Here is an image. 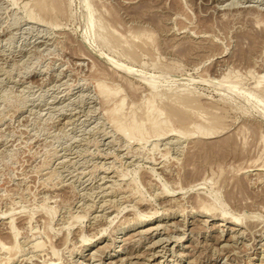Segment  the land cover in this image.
Returning <instances> with one entry per match:
<instances>
[{
  "label": "rangeland",
  "instance_id": "374dc122",
  "mask_svg": "<svg viewBox=\"0 0 264 264\" xmlns=\"http://www.w3.org/2000/svg\"><path fill=\"white\" fill-rule=\"evenodd\" d=\"M61 2L55 18L34 0H0V249L12 243L10 222L17 230L0 264H264V175L243 172L264 164V112L243 98L264 65V0ZM225 74L234 91L212 84ZM185 92L204 107L182 102ZM167 102L190 123L175 122ZM211 115L233 140L204 160L195 124ZM116 125L141 134L121 136ZM197 169L206 181L175 194ZM200 200L210 215L196 210ZM147 211L158 217L119 233ZM157 223L146 239L130 236Z\"/></svg>",
  "mask_w": 264,
  "mask_h": 264
},
{
  "label": "bare ground",
  "instance_id": "6f19581e",
  "mask_svg": "<svg viewBox=\"0 0 264 264\" xmlns=\"http://www.w3.org/2000/svg\"><path fill=\"white\" fill-rule=\"evenodd\" d=\"M33 2V1H32ZM62 2H61V0H34V5H35V7L37 8V11H39L38 13H43V14H46V15H50V16H53V17H58V16H61L62 14H63V10H65V9H63V5L61 4ZM34 7V6H33ZM46 8H47V10H46ZM30 9V8H29ZM32 9V8H31ZM34 13V12H33ZM37 13V14H38ZM92 14V13H91ZM90 14V15H91ZM89 15V16H90ZM28 16L29 17H31V15L30 14H28ZM40 16V15H39ZM62 16H64V15H62ZM41 17V16H40ZM54 18V19H55ZM63 18V17H62ZM40 19V18H39ZM30 20V19H29ZM34 20V19H33ZM52 21V20H51ZM56 24H57V22H56ZM59 24V23H58ZM256 35V34H255ZM251 37V36H250ZM258 38V37H257ZM254 39H256V38H254ZM253 39V40H254ZM115 40H117L116 38H115ZM252 40V39H251ZM114 42V41H113ZM117 42V41H116ZM257 42V41H256ZM254 43H255V40L253 41V44H252V49H253V47H254ZM116 44H119V42L118 43H115V45ZM200 44V43H199ZM249 44H251V43H249ZM119 46V45H118ZM201 46V45H200ZM122 47V46H121ZM250 47V46H249ZM123 49H124V51L123 52H125V53H127V51H130V50H128V48H127V50L123 47ZM205 49V48H204ZM126 50V51H125ZM251 50V49H250ZM199 52V51H198ZM129 53V52H128ZM133 53V52H132ZM197 54V53H196ZM198 55V54H197ZM196 55V56H197ZM189 56V55H188ZM105 58V57H104ZM243 58H245V57H243ZM95 59V58H94ZM106 59V58H105ZM107 59H108V57H107ZM109 60V59H108ZM107 60V61H108ZM111 60V59H110ZM99 62V61H98ZM110 62H112V60L110 61ZM113 63V62H112ZM108 66V65H107ZM112 66V65H111ZM109 67V66H108ZM113 69V68H112ZM124 70H126L127 72H129V73H132V74H134V75H138L139 76V74H138V71L137 70H130V69H128V68H123ZM260 73H257V75H255V82H254V84H255V88H254V90H253V92H250V93H248V92H245L244 93V97L243 98H245L244 100H246L247 101V103H249L252 107H254V108H256L257 110L259 109V111H261V112H264V102L262 101L263 99L261 98L260 99V97L259 96H257V94L256 93H263V97H264V65H261V67H260V69L258 70ZM249 72L250 73H253V74H255L254 73V70H249ZM230 73V72H229ZM198 74V73H197ZM202 74V73H201ZM201 74H199V75H201ZM203 75V74H202ZM201 75V76H202ZM206 75V74H205ZM232 75V74H231ZM172 76V75H171ZM174 76V75H173ZM230 76V75H229ZM254 76V75H253ZM197 77V76H196ZM203 77V76H202ZM206 77V76H205ZM204 77V78H205ZM227 74H225L222 78H220V79H218V80H214L215 81V83H212L214 86H217V85H219V86H222V88L223 89H225V88H227L228 87V89H229V91L230 90H233L234 91V88L232 87L233 86V83H235V82H231V81H229V80H227ZM232 77V76H231ZM203 78V80H206V79H204ZM206 78H208V76L206 77ZM218 78V77H217ZM216 78V79H217ZM201 79V78H200ZM199 79V80H200ZM211 79V78H210ZM214 79V78H213ZM232 79V78H231ZM263 79V80H262ZM197 80L198 79H196V82H197ZM208 80V79H207ZM201 81H202V79H201ZM149 82V81H148ZM207 82V81H206ZM212 82V81H211ZM100 83V82H99ZM155 83V82H154ZM187 83V82H186ZM183 83V84H180L181 85V87L183 86V87H185L186 88V90L188 91V93H189V90H191V89H193V88H191V87H189L190 85L187 83ZM209 83V82H208ZM102 83H100V85H101ZM211 84V85H212ZM177 85V84H176ZM175 85V86H176ZM99 85L97 84V87H98ZM154 86V84H152L151 83V81H150V83H149V88H152ZM173 86V85H172ZM171 86V87H172ZM218 86V87H219ZM225 88H224V87ZM170 87V88H171ZM174 87V86H173ZM172 87V88H173ZM258 87V88H257ZM135 88V87H134ZM135 90V89H134ZM175 91V90H174ZM186 91V92H187ZM226 91V90H225ZM181 92H183V91H181ZM186 92L185 93H183V95L184 94H186ZM224 92V91H223ZM232 92V91H231ZM102 93V92H101ZM163 94H164V92H163ZM166 94V93H165ZM164 94V95H165ZM226 94V93H225ZM167 95V94H166ZM188 95V94H187ZM262 94H260V96H261ZM168 96V95H167ZM171 96V95H170ZM178 96V95H177ZM226 96H227V94H226ZM172 97V96H171ZM175 97V96H174ZM262 97V96H261ZM173 98V97H172ZM176 98V100H172V101H177V97H175ZM175 98H173V99H175ZM179 99L182 101V102H184V103H186L187 101H195L196 102V107H194V108H197V107H201V106H203L204 104H205V102L203 101H201V99H200V97H198V95H196V98L194 99V98H189L188 96H186V95H184V96H182V97H179ZM178 99V100H179ZM179 100V101H180ZM219 100V99H218ZM121 101V100H120ZM122 102V101H121ZM189 102H187V104L188 105H191V104H189ZM261 102V103H260ZM177 103V102H176ZM183 103V104H184ZM168 102H167V104L165 103V104H163L164 106L166 105L167 106V108H165L164 107V109H165V111L167 110L168 111V113H165V114H168V115H171L172 117H173V119H174V121L176 120L177 122H178V124L179 123H184V121H186V124H187V120L188 119H190V117L188 118V119H186L188 116H187V114L185 113V112H182V110H183V108L181 109L180 107H178L181 111H179L178 110V108H174V106H171V107H168ZM174 104V103H173ZM180 105H182L181 103H179ZM187 104H185V105H187ZM169 105H171V104H169ZM121 107V106H120ZM191 107H192V105H191ZM204 107V106H203ZM119 108V107H118ZM162 108H163V106H162ZM187 108V107H186ZM185 108V109H186ZM190 108V107H189ZM199 109V108H198ZM202 109V108H201ZM207 110V109H206ZM225 111V110H224ZM223 111V112H224ZM118 112V111H117ZM200 112V111H199ZM199 112H198V114H199ZM209 112V111H208ZM159 113V112H158ZM187 113H188V111H187ZM207 113V112H206ZM225 113V112H224ZM190 114V113H189ZM264 114V113H263ZM210 115V114H209ZM213 115V114H212ZM211 115V117L209 116V118L210 119H208L206 116V120H208V123H209V120H210V123L209 124H207L206 126H202L203 124H201V126H199V125H196L195 124V133H196V147L199 149L200 148V151L201 150H203L204 152V154L203 155H205V157L203 156L202 157V159H204V160H208V159H212V158H215L216 156H218L219 154H221V153H225V152H228L230 149H231V146H232V135H231V133L233 134L234 133V131L233 132H228L227 130H226V127H225V125L222 123V120L224 119H222V117L220 118V115L218 116V115H214V116H212ZM187 116V117H186ZM222 116V115H221ZM112 118V117H111ZM222 119V120H221ZM111 121V120H110ZM175 121V122H176ZM224 121V120H223ZM207 122V121H206ZM182 123V124H183ZM188 123H190V122H188ZM226 124V123H225ZM133 125V124H132ZM157 125V124H156ZM194 125V124H193ZM248 125V124H247ZM124 126V125H123ZM123 126H121V125H116V127H117V131L120 133V135L121 136H125V137H133V136H135V135H140L141 134V129L139 128V129H136L135 127L133 128V127H131V128H125V127H123ZM242 126V125H241ZM115 127V128H116ZM143 127V126H142ZM180 127V126H179ZM143 129V128H142ZM177 129V128H176ZM176 129H170L166 134H167V136L169 137V136H179L180 135V133H182L183 131L182 130H179V128H178V130H176ZM189 130V129H188ZM226 130V131H225ZM182 131V132H181ZM184 131H186V130H184ZM240 131V130H239ZM188 132V131H187ZM186 132V133H187ZM189 133H192V132H189ZM194 133V132H193ZM195 133H194V135H195ZM143 134V133H142ZM158 134V133H157ZM162 134V133H161ZM142 136V135H141ZM143 137V136H142ZM254 137V136H253ZM137 138V137H136ZM162 138V137H161ZM137 139H139V138H137ZM157 139V138H156ZM129 140V139H128ZM235 144V143H234ZM213 149H215L217 152H215V151H212ZM241 151V150H240ZM197 152V151H196ZM202 152V151H201ZM200 152V153H201ZM242 152V151H241ZM233 153V152H232ZM198 156V155H197ZM192 158H193V155L191 156ZM212 157V158H211ZM194 160V159H193ZM205 162V161H204ZM207 162H209V161H207ZM203 168V167H202ZM107 171V170H106ZM247 171H251L252 173H254L255 174V176H257V177H262V175H264V164L262 165H257V166H253L250 170L248 169V170H244L243 172H247ZM145 172H146V170H145ZM144 172V173H145ZM201 170L200 169H197L196 170V176H194V173L192 174L193 176H192V178H190L189 180H187L186 178V180L187 181H185L184 183H183V185L185 186V188H183V187H178L177 186V184H176V186L177 187H175L174 189H176L175 191H174V193L175 194H179L181 191H186V190H188V189H193V188H197L198 187V185L199 184H201V182H198L200 179L201 180H205V179H207V178H204L203 177V175H201ZM143 173V174H144ZM150 174V173H149ZM203 174V173H202ZM222 174V173H221ZM153 175V174H152ZM201 175V176H200ZM144 176H146V174L144 175ZM200 176V177H199ZM245 176V175H244ZM195 177H196V179H195ZM209 177V176H208ZM144 178V177H143ZM150 178V177H149ZM153 178V177H152ZM152 178H150V179H152ZM170 178V177H169ZM247 178V177H246ZM150 179L148 180L147 179V177H145L144 178V181L145 182H147V184H150L149 186H151V181H150ZM261 179V178H260ZM177 180V179H176ZM221 180H222V178H221ZM154 181V180H153ZM182 181V180H181ZM202 181V182H203ZM206 181V180H205ZM208 181V180H207ZM257 181V180H256ZM194 182H196V184L194 183ZM261 182V181H260ZM154 183V182H153ZM207 183V182H206ZM235 183V182H234ZM226 184V183H225ZM235 185V184H234ZM245 185V184H244ZM241 182H239V188H243V186H244ZM157 186V185H156ZM180 186V185H179ZM182 186V185H181ZM187 186V187H186ZM246 186H247V183H246ZM246 186H244V188L246 187ZM248 187V186H247ZM229 189V188H228ZM231 189V188H230ZM230 189H229V192L227 191V190H225V191H227L228 193V195L227 196H230V198H225L226 200H228V199H231L232 197H234L233 195H231V192H230ZM246 189V188H245ZM172 191V190H171ZM189 191V190H188ZM232 191V190H231ZM239 191H241V190H239ZM166 192V191H165ZM233 193V192H232ZM238 193H240V192H238ZM250 193V192H249ZM256 193V192H255ZM166 194V193H165ZM173 194V193H172ZM254 194V193H253ZM159 195V194H158ZM236 195V194H235ZM240 195V194H239ZM259 194H257V196H258ZM136 196V195H135ZM224 196V195H223ZM161 197V196H160ZM240 197V196H239ZM243 197V196H242ZM251 197H252V195H251ZM254 197V196H253ZM175 198V195L173 196V197H171L170 199H169V201H171V202H176V199H174ZM238 199H240V198H238ZM260 199H262L261 198V196H260ZM137 200H139V202H140V199L138 198ZM254 200H257L256 198H254ZM143 201V200H142ZM141 201V202H142ZM197 201V200H196ZM262 201H264V200H262ZM168 202V201H167ZM178 202V201H177ZM176 202V203H177ZM200 202H202L201 200H200ZM241 202V201H240ZM239 202V203H240ZM256 202V201H255ZM254 202V203H255ZM258 202V201H257ZM257 202H256V204H257ZM136 203V202H135ZM209 203V202H208ZM251 203L252 204H254L253 203V201L251 200ZM264 203V202H263ZM262 203V204H263ZM139 204H141V203H139ZM167 204V203H166ZM196 204V210L198 211V212H200V213H207L206 211H209L210 209H209V207H207V206H205L204 204H203V202L202 203H199V202H197V203H195ZM259 204V203H258ZM261 204V203H260ZM261 204V205H262ZM210 205V204H209ZM224 205H226V204H224ZM245 205H247V204H245ZM264 205V204H263ZM211 206V205H210ZM213 206H214V204H213ZM180 207V206H179ZM215 207V206H214ZM240 207V206H239ZM248 207H250L251 208V206H249V204H248ZM247 207V208H248ZM256 207V206H255ZM181 208V207H180ZM257 208V207H256ZM171 209V208H170ZM173 209V208H172ZM178 209V208H177ZM215 209V208H214ZM213 209V210H214ZM244 209V208H243ZM263 209V208H262ZM174 210V209H173ZM250 210V209H249ZM168 212H166V213H164L165 214V217L169 214V213H172L173 211L172 210H170L169 211V209L167 210ZM225 211V210H224ZM222 212V210L219 212V214H217L219 217H220V219H224L225 218V213L226 212ZM263 211V210H262ZM148 213H143V214H140V215H136L137 217H135L134 218V220H131L130 219V221H126V222H122V224L119 226V233H120V231H123L125 228H127L128 226H136V225H141V224H143V223H145V222H148L149 220H152V219H156L157 217H158V215H157V211H152V212H150V211H147ZM136 213V212H135ZM208 215H210L209 213H207ZM212 216V215H211ZM234 219H232L231 220V222H232V224L233 225H235V226H238V225H240V226H243V224H242V222H241V220L238 218H236V217H233ZM262 218V217H261ZM11 221V220H10ZM206 221V220H205ZM255 222V221H254ZM219 225V224H218ZM249 225V224H248ZM160 225L157 223L156 225H155V227H148V228H144L143 230L141 229V230H139V229H137L133 234L131 233L130 234V236H133V237H135V236H140L141 238H144V239H146L145 237H146V235H149V234H151L152 232H153V230H158V227H159ZM138 227H140V226H138ZM106 228V227H105ZM105 228L103 227V228H101V229H99L95 234H93L91 237H90V239H89V241H87V242H85L84 244L87 246V245H90V243H92V241H95L96 239H98V236L99 235H101L102 233H103V231L105 230ZM233 228V227H232ZM246 228V227H245ZM181 230V229H180ZM234 230H235V228H234ZM8 232V231H7ZM161 233V232H160ZM255 233V232H254ZM9 236H11V238H12V243H13V240L15 239V237H16V235H17V230L15 229V227L13 226V224L10 222V231H9ZM160 235V234H159ZM139 237V238H140ZM148 237V236H147ZM136 238V237H135ZM151 238V237H150ZM165 238V237H164ZM234 238V237H233ZM66 239V238H65ZM93 239V240H92ZM127 239V237H124V238H122V241L125 243V240ZM129 239V238H128ZM232 239V238H231ZM81 241V240H80ZM82 241H84L83 239H82ZM132 241V240H131ZM58 242V241H57ZM11 243V245H9V246H3V244L1 245V249L0 250H3V249H5V250H8V249H10V248H12V246H13V244ZM82 243V242H81ZM14 244H15V242H14ZM5 245V244H4ZM83 245V244H82ZM106 245V244H105ZM113 245V244H112ZM157 245V244H156ZM3 246V247H2ZM109 246V245H108ZM14 247V246H13ZM103 247H107V246H103ZM113 247V246H112ZM34 248V247H33ZM102 248V246H99L98 248H97V250L96 251H101V253H104V251L103 250H105L106 251V249H101ZM14 249V248H13ZM53 250H54V248H53ZM81 250L82 249H80L78 252H77V256L79 255V257H82L83 256V258H84V255H83V252H81ZM94 251V250H93ZM55 252V251H54ZM76 253V252H75ZM220 253V252H219ZM16 254V253H15ZM94 254V253H93ZM153 254V253H152ZM55 255H57V254H55ZM89 255V257H87V260H90L91 261V259L93 258L94 259V257H96V256H98V260H101V255L99 254L98 255V253H96L95 255H91V254H88ZM107 255H108V253H107ZM106 254H105V256L104 257H106L107 256ZM153 256V255H152ZM109 257H110V254H109ZM261 258V257H260ZM8 259V258H7ZM125 259V258H124ZM9 260H11V259H8L7 261L5 260V264L6 263H8V261ZM58 258H49V260L47 261V264H60L58 261ZM121 261V260H120ZM10 262V261H9ZM79 262V261H78ZM122 262V261H121ZM63 263V262H62ZM112 263H113V261H112ZM111 262H110V264H112ZM120 263V262H119ZM8 264H10V263H8ZM79 264H82V262H79Z\"/></svg>",
  "mask_w": 264,
  "mask_h": 264
},
{
  "label": "water",
  "instance_id": "95a60500",
  "mask_svg": "<svg viewBox=\"0 0 264 264\" xmlns=\"http://www.w3.org/2000/svg\"><path fill=\"white\" fill-rule=\"evenodd\" d=\"M93 54L96 55V57L99 58L101 61H104V62L107 61L104 57H102L101 55L97 54L96 52H93Z\"/></svg>",
  "mask_w": 264,
  "mask_h": 264
}]
</instances>
